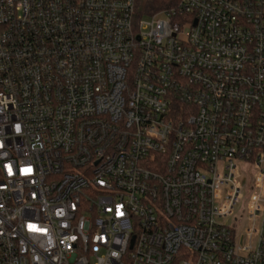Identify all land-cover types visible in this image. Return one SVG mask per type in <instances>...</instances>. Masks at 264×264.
<instances>
[{
  "label": "built area",
  "instance_id": "1",
  "mask_svg": "<svg viewBox=\"0 0 264 264\" xmlns=\"http://www.w3.org/2000/svg\"><path fill=\"white\" fill-rule=\"evenodd\" d=\"M171 3L0 0V264H264V0Z\"/></svg>",
  "mask_w": 264,
  "mask_h": 264
},
{
  "label": "trees",
  "instance_id": "2",
  "mask_svg": "<svg viewBox=\"0 0 264 264\" xmlns=\"http://www.w3.org/2000/svg\"><path fill=\"white\" fill-rule=\"evenodd\" d=\"M172 3L171 0H137L138 16L154 14Z\"/></svg>",
  "mask_w": 264,
  "mask_h": 264
},
{
  "label": "rangeland",
  "instance_id": "3",
  "mask_svg": "<svg viewBox=\"0 0 264 264\" xmlns=\"http://www.w3.org/2000/svg\"><path fill=\"white\" fill-rule=\"evenodd\" d=\"M241 208V205H239L236 209L237 212H239V209Z\"/></svg>",
  "mask_w": 264,
  "mask_h": 264
}]
</instances>
